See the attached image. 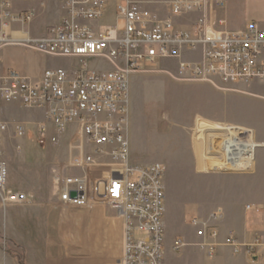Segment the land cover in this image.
Segmentation results:
<instances>
[{
  "label": "built area",
  "instance_id": "built-area-1",
  "mask_svg": "<svg viewBox=\"0 0 264 264\" xmlns=\"http://www.w3.org/2000/svg\"><path fill=\"white\" fill-rule=\"evenodd\" d=\"M50 1L62 4L65 15L46 34L31 36L26 25L33 9L18 4ZM219 5L221 0H116L117 18L124 27L116 24L93 30L80 22L100 18L107 0H0V50L19 45L79 61L74 69L49 68L36 77L0 68V101L45 109V121H53L56 132L68 125L78 127V148L90 152L80 157L79 174L55 175L56 193L60 203L79 208L103 200L122 219L121 256L110 264H164L163 166L128 161L130 72L176 58V77L181 80L218 77L225 82L264 84V25L250 23L243 30H226L223 21L212 15ZM162 8L169 15L165 19L158 18ZM194 14L197 18L189 28H180ZM183 51L199 52L201 60L185 61ZM94 58L107 61L113 69H89L86 61ZM7 130L8 124L0 120V193L6 203H21L24 195L7 186L9 171L2 147ZM12 131L21 137L25 127L14 124ZM38 131L43 134L44 129ZM94 168L102 170L100 177L90 178ZM217 217L212 213L201 232L212 240L206 244L208 254L214 250ZM190 223L197 225L198 219ZM136 232L144 233V239L135 238ZM183 244L181 238L174 239L172 251H179ZM252 250L264 256V243L256 238L246 246V252Z\"/></svg>",
  "mask_w": 264,
  "mask_h": 264
},
{
  "label": "rangeland",
  "instance_id": "rangeland-1",
  "mask_svg": "<svg viewBox=\"0 0 264 264\" xmlns=\"http://www.w3.org/2000/svg\"><path fill=\"white\" fill-rule=\"evenodd\" d=\"M108 1L107 4L109 3ZM57 3L60 4L59 2ZM18 5L23 8L30 6L33 9V17L26 25V28L33 30L32 33L36 32L35 34L42 30L44 24L46 25L65 15L62 4L60 6L63 9V16H60L56 5L53 3L45 2L43 4L33 3L29 5L20 3ZM115 11L116 16H118L116 0ZM105 12L98 19L82 21L99 20L105 15ZM168 16L166 9L162 8L158 18L165 19ZM118 20L117 25L119 29H122L124 23L121 19ZM82 21L80 22L81 24L93 30L100 28L85 24ZM59 23L60 21L58 24L51 25L47 30L58 26ZM186 23L184 21L180 25L184 26ZM4 53V61L7 63L13 62L17 69L20 67L21 69L19 70L27 74H35L40 70L52 67L63 68L68 66L74 69L73 65L79 63L77 59L72 57L69 58L74 59V63L71 59L39 53L19 45L7 47ZM191 54L193 53L183 51L181 59L185 61L201 60L200 53L196 58H190L188 55ZM173 59L176 58H166L154 64L144 65L130 72L135 73L131 77L130 74L128 76L129 147L131 143L128 161L133 165L160 163L164 169L162 176L164 187L163 219L167 222L164 230V239L166 235L170 237L164 240V264H259L257 259L253 260L252 254L246 258L247 256L245 257L241 250L233 252L231 248L218 244L214 245V256L211 259L208 258L206 250L196 244L201 238L194 232L195 228L187 223L188 215L192 213L195 206H205L214 200L216 204L219 203L218 201L224 196L225 190H233L234 186H236L235 175L248 170H237L238 172L232 170L216 171L219 173L212 176L198 175L193 172L192 152L190 149L192 146L187 142H192L193 138H197L200 157L204 155V157L218 161L221 156L222 158L225 156L220 151V145L216 144L221 142V137H228V135H225L227 133L222 130L208 129L209 127L204 131L197 129L196 119L211 114L223 116L225 115L223 113L227 111L228 120L234 122L235 120L240 122V120L235 119L234 114H230L232 112L230 100H224L222 95L212 89V86L218 88L214 80L219 79L218 77H212L210 81L178 79L176 74L179 61L176 59L177 64L174 65ZM86 66L89 69H91L90 67H95L97 70L113 69L107 61L101 58L91 59L86 62ZM0 68L1 70L6 69L1 66ZM219 80L222 81L221 79ZM261 89L264 90L263 88ZM4 105H7V108ZM30 109L33 108L22 109L8 102L0 101V120L8 124V130L2 139L8 171L10 162H13L14 168H17L15 166L17 160H10L9 157L16 159L19 156L17 153L26 154V160L22 161V170L20 169L26 174L24 176L25 182L21 185L20 177L15 171V175H11V171H9L7 186L14 192L22 193L25 201L30 198L32 201L48 203L50 198L55 199L57 196L54 184L55 175L58 173L69 175L80 172L77 163L80 161L82 154H87L90 149L87 148L85 150L84 148V153H82L80 148H78L77 142L80 138V131L76 125H68L65 130L56 132L57 125L51 120L46 119L45 121V109H40L41 112H35V114L30 112L33 111ZM205 121L207 122V120ZM14 124L24 125L25 134L23 136L16 137L13 134L12 127ZM217 124L231 125L225 123ZM42 128L44 129L43 134L38 133V130ZM248 132L250 131L248 130ZM211 133L224 135H215L213 138L207 135ZM250 135H252V141L257 144L255 141L256 137L251 132ZM39 140L43 142H39ZM204 140L207 141L206 146L208 148L205 153V147L202 142ZM18 145H22V149L19 148L21 151L16 148ZM132 146H134V151ZM210 159L208 160L210 161ZM216 165L221 168L219 162ZM101 173V169L95 168L92 171V177H100ZM16 176L19 182L14 180ZM133 178L130 177V179ZM18 183L22 186L21 188L17 186ZM176 206H178V210L176 212L177 221L175 222L174 214L176 213H174V208ZM94 207L111 210L109 204L103 200L93 202L87 208L64 204L59 207L63 221H66L65 228L71 229L73 232L75 246L79 250L78 254L69 258L66 264H98L100 261L98 256L93 255V252L95 253L99 249L101 243L93 236L91 212H85ZM214 213L218 215V211ZM177 230L181 233L178 234ZM175 234H178L182 240L189 242L177 252H173L170 249V242ZM182 234L187 235V237L182 236ZM144 237L145 235L142 232L135 233V238L137 239H144ZM17 248L15 246H6L5 239L0 237V264H7L10 259L14 260L16 264H20L21 260L22 264H24V248Z\"/></svg>",
  "mask_w": 264,
  "mask_h": 264
},
{
  "label": "crops",
  "instance_id": "crops-1",
  "mask_svg": "<svg viewBox=\"0 0 264 264\" xmlns=\"http://www.w3.org/2000/svg\"><path fill=\"white\" fill-rule=\"evenodd\" d=\"M108 2L105 15L101 19L82 22L100 28L115 26L119 21L115 11V0H109ZM221 2L222 5L212 9V15H216L218 19L223 21L226 30H243L250 23H257L260 26L264 25V0H221ZM48 3L55 4L58 13L60 16H63V9L60 4L55 1H50ZM189 17V20L186 21V25H181L180 28H189V24L197 18V14ZM60 18L61 17L56 18L55 21H51L46 25L44 24L42 30L37 34H35L36 32L32 33L33 30L31 31L29 29V34L31 36L43 35L48 31L47 29L51 25L58 24ZM7 47L0 50V66L2 68H12L22 75L33 77L42 73L44 69L35 74H27L19 70L21 69L19 66V69H17L13 62L7 63L4 61V52ZM198 54L199 53H193L188 56L190 58H196ZM64 58L71 59L74 63V59L69 57ZM90 60L91 59H87L86 62ZM173 63L176 65L177 60L173 59ZM63 68L71 69V67L68 66ZM90 68L99 72L106 71L104 69L97 70L95 67ZM133 74L135 73H130V77ZM214 80L218 88L212 86V89L216 93L222 95L224 100H230L232 108L230 114H234L235 119H239L240 122L228 120L227 111H223L225 112L223 116L211 114L199 118L207 120L212 124L225 123L249 130L256 137L255 141L257 142L253 148V167L251 170L243 172L245 174L240 172L235 175L236 186H234L233 190L226 189L224 196L218 201L219 203L216 204L214 200L205 206H195L192 213L188 215L187 223L189 226L195 228L194 232L201 238L196 244L201 248L203 247L207 252L208 258L211 259L214 256V250L211 254H208L206 244L212 240L206 239L201 232L203 226L211 222L210 215L218 211V217L215 221L216 226L218 224L217 236L213 240L214 245L227 246L231 248L233 252L241 250L245 257L247 256L246 258H248V255L252 254L253 260L257 259L259 264H264V256L258 251L252 250L251 252H246V246L253 243L256 238L264 243V90L261 89H264V84L260 81L232 83L222 82L219 79ZM9 104L21 107L22 109H28L18 103ZM4 106L7 108V105ZM30 110H33L30 112L34 114L35 112H41V110L37 108ZM196 139L197 138H193L192 142H187L192 146L190 149L192 152L191 161L193 164V172L198 175L212 176L213 174L219 173L216 171H222L217 170L219 167L212 168L208 166L206 167L207 169L202 167V160L205 159V157L204 155L200 157L198 141ZM202 142L205 147V153L208 150L206 146L207 141L204 140ZM21 146L22 145H18L16 148L21 151ZM132 150L134 151V146H132ZM17 154H19V156L16 157V159L9 157L10 160H17L15 165L17 168H14L13 162H10L9 171H11V175H13L15 171L20 177L21 185H23L22 183L25 182L24 176H26V174L24 171H20V169L22 170V161L26 160V154L22 155L20 152ZM209 162H213L214 165L217 166L216 164L218 161L210 159ZM56 177L57 176H55V178ZM90 178L93 177L90 176ZM14 180L19 182L17 176ZM21 185L19 183L17 184L20 188L22 187ZM52 199L53 198H50V202L48 203L32 201L30 198H27L25 202L21 203H6L3 201V195L0 193V237L5 239L6 246L8 247L15 246L19 249L24 248V264H66L69 258L77 255L79 252L75 246L76 243L73 232L71 229L65 228L66 221H63L64 219L60 215L59 207L62 203H59L57 196L55 199ZM93 202L98 201L94 200ZM177 207L178 206L174 208V213L177 212ZM85 212H91L93 236L101 243L99 249L95 253L93 252V255L98 256L100 260L98 264L112 263L121 256L123 233L122 219L112 210H105L98 207H94ZM174 215V221L176 222L177 213ZM194 218L198 219L197 225H192L190 223L191 219ZM166 223L167 222L163 219L164 230ZM177 232L178 234L181 233L179 230H177ZM178 234H175L172 238L170 249L172 241L180 238ZM182 236L187 237V235L184 234H182ZM168 238L170 237L166 235L165 239ZM183 242L184 244L182 247L189 243L187 240H183ZM7 264L16 263L14 260L10 259Z\"/></svg>",
  "mask_w": 264,
  "mask_h": 264
},
{
  "label": "bare ground",
  "instance_id": "bare-ground-1",
  "mask_svg": "<svg viewBox=\"0 0 264 264\" xmlns=\"http://www.w3.org/2000/svg\"><path fill=\"white\" fill-rule=\"evenodd\" d=\"M196 126L197 129H200L202 131H204L207 127H209L208 129L214 128L216 130H222L227 133L225 135H228V137H221L222 138L221 142L216 144L218 146L220 145V151H222L225 156L224 158H222L221 156L220 159L218 160L220 165L222 163L221 168H219V170L223 171V170L232 169L234 171L235 170L237 171V170L252 169L253 161L251 159L253 154V148L255 147L256 143L252 141V135H250V132H248V130L232 127L231 125L228 126L222 124H212L211 122L210 123L208 121L206 122L201 118L196 119ZM207 135H210V137L212 136L214 138L215 135H220V134L211 133ZM223 135L224 134H221L220 136ZM205 159L202 160L203 168L207 169L206 167L208 166L215 168L214 163L208 161V159L210 158L205 157Z\"/></svg>",
  "mask_w": 264,
  "mask_h": 264
},
{
  "label": "trees",
  "instance_id": "trees-1",
  "mask_svg": "<svg viewBox=\"0 0 264 264\" xmlns=\"http://www.w3.org/2000/svg\"><path fill=\"white\" fill-rule=\"evenodd\" d=\"M20 264H22V261L20 260Z\"/></svg>",
  "mask_w": 264,
  "mask_h": 264
}]
</instances>
